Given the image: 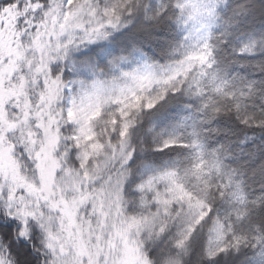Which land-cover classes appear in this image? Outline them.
I'll list each match as a JSON object with an SVG mask.
<instances>
[{"label": "snow or ice", "instance_id": "1", "mask_svg": "<svg viewBox=\"0 0 264 264\" xmlns=\"http://www.w3.org/2000/svg\"><path fill=\"white\" fill-rule=\"evenodd\" d=\"M0 264H264V0H0Z\"/></svg>", "mask_w": 264, "mask_h": 264}]
</instances>
